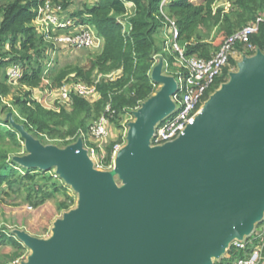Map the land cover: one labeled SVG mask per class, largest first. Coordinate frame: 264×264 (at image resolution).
Here are the masks:
<instances>
[{"label":"water","instance_id":"1","mask_svg":"<svg viewBox=\"0 0 264 264\" xmlns=\"http://www.w3.org/2000/svg\"><path fill=\"white\" fill-rule=\"evenodd\" d=\"M243 58L182 134L151 146L177 88L158 58L159 88L133 112L110 170L93 167L80 137L60 148L15 125L29 152L15 160L55 167L80 196L51 238L18 232L32 251L20 264H212L211 255L249 235L264 208V54Z\"/></svg>","mask_w":264,"mask_h":264},{"label":"trees","instance_id":"2","mask_svg":"<svg viewBox=\"0 0 264 264\" xmlns=\"http://www.w3.org/2000/svg\"><path fill=\"white\" fill-rule=\"evenodd\" d=\"M50 1L60 6L65 18L74 22V26L56 30L54 34L69 33L78 25H89L100 39V47L84 65L69 63L55 68L54 63L48 62L50 53L60 50L59 46L73 48L47 39L40 27L34 24L37 11L45 0H0V105L4 97L12 94L8 112L12 113L14 121L42 144L49 140L61 147L75 142L92 121L105 113L108 104L113 111L110 122L118 123L123 115L138 108L157 90L149 72L155 54L165 58L164 42L157 39L164 24L160 13L163 0H94L91 4L83 2L81 8L75 9L71 7L76 0ZM223 1L228 3L227 8ZM127 4L129 12H125ZM162 8L176 20L179 42L184 46L185 54L203 58L214 54L231 33L257 16H264V0H168ZM124 15L128 29L120 20ZM250 43L252 48L247 50L248 54L264 51V22L250 36ZM236 48L242 47L236 44ZM171 62L172 59L168 61L169 67ZM13 66L18 71L14 79L8 74ZM227 74L225 66L205 93V98L226 81ZM98 75L101 78L95 83L93 100L72 91L68 104L55 100L54 105L45 107L33 96L32 91L36 89L46 93L69 81L93 84ZM5 125L8 130L2 132L0 129V138H7L11 144L0 149V187L12 188L18 184L25 189L29 203L38 205L52 196L53 192L47 189L55 187V182H51L54 174L50 169L38 170L36 167L17 169L18 164L11 158L21 150L20 139L17 132L9 128L8 122ZM115 143L111 141L106 145V165L111 163ZM7 164L10 165L8 173H2V166ZM22 169L25 173L21 175L18 171ZM39 180L46 186L38 184ZM55 188L71 199L64 186ZM38 193L40 198H37ZM61 207L68 208L67 202H62ZM258 241L253 240L244 250L230 246L229 254L243 257ZM0 243L16 248L10 255L11 259L16 258L23 248L18 239L1 230Z\"/></svg>","mask_w":264,"mask_h":264},{"label":"built area","instance_id":"3","mask_svg":"<svg viewBox=\"0 0 264 264\" xmlns=\"http://www.w3.org/2000/svg\"><path fill=\"white\" fill-rule=\"evenodd\" d=\"M167 1L168 0H163L160 4V13L164 17L161 34L166 36L169 34V39L167 37V40H163L164 50L171 51L176 60L180 61L183 69V72L178 75L177 79H175L177 88L175 93L171 95V99L178 103L179 110L175 114L170 115L166 120L159 121L155 124L150 138L151 146L162 145L166 142L172 141L183 133L186 126L193 121L203 102L213 92H210L206 98L204 97L205 93L209 91L210 87L213 85L215 78L222 73L225 66H228L229 58H231V55L236 48V44H240L242 48L246 49V51L251 50L252 45L250 43V36L256 33L259 24L264 22V16L259 15L255 20L237 29L224 40L220 48L209 58L187 56L185 54L184 46L179 42V28L176 20L170 17L162 8V5ZM34 22V24L40 27L44 32L47 39H53L55 42L68 45L73 49L78 50L100 47V39L96 36L93 27L89 25H78L69 33L60 32L54 34L56 30L74 26V22L65 18L60 6L52 4L50 0H45V3L38 9ZM158 58L163 59V70H166V74L171 75V73H168V61L163 58L161 54H155L153 56V65L158 61ZM8 74L10 78H16L18 75L16 66L10 68ZM149 76L150 80L154 82L151 78V70ZM109 77H111V75H109ZM100 78L101 76L98 75L93 84L72 81L65 82L59 89L52 90V92L54 91L56 93L58 103L68 104L70 93L72 91H75L78 95L84 98L93 100L96 96L95 83ZM154 84L159 88L158 83L154 82ZM112 114L113 111L108 104L105 107V113L92 121L88 127L90 139L97 142L100 151L108 136L107 126L111 123L110 117H112ZM126 128H128V125ZM86 135L85 132H81L78 137L82 139L83 148L88 150L89 157L93 161V167L96 169H112L115 155L124 145L126 134L124 141L116 142L114 144L111 163L107 165L104 163L106 154H103L102 151L95 157V147L89 146V143L87 144ZM258 237H260L258 232L252 231L241 240L234 239L230 246H233L235 249L244 250L247 244L253 242V240H257ZM257 244H259V241L252 246L251 250L246 255L237 258L232 264H264L261 254V249L264 243H262V246H258ZM16 264L19 263L17 262Z\"/></svg>","mask_w":264,"mask_h":264},{"label":"rangeland","instance_id":"4","mask_svg":"<svg viewBox=\"0 0 264 264\" xmlns=\"http://www.w3.org/2000/svg\"><path fill=\"white\" fill-rule=\"evenodd\" d=\"M94 0H76L73 7L71 9L75 8H81L82 3H90ZM225 4V7L227 8L229 5L226 1H223ZM72 12V11H71ZM125 12H129V4H127ZM64 14V13H63ZM125 15L120 18L121 22H123L124 28L128 29L127 21L125 20ZM35 23V22H34ZM167 37L169 39V34L162 35L159 34L157 39L158 42H161L163 40H167ZM60 50H56L55 52L50 53L51 58L48 61L51 64H55V68H59L61 66H64L69 63L73 64H80L84 65L88 61V57L95 53L97 48L95 49H63L60 46L58 47ZM165 59L169 61L172 59L171 65L169 67V71L171 72V76H173L174 79L178 78V75L183 72L182 66L180 64V61L176 60L173 53L169 50L165 51ZM264 54V51H262ZM252 54H248L245 48H235L234 52L231 55L232 61L229 62L227 68H228V74L226 77L227 82L230 79L229 74H233L239 71V63L242 62L244 59V56L249 57ZM164 64V63H163ZM163 64L161 67V72H164L162 74L166 75V70H163ZM186 73V72H185ZM168 75V74H167ZM158 89V86H157ZM33 96L38 99L45 107H51L54 105V102L56 99V93L53 91H48L46 93L41 92L40 90H34ZM11 96H6L3 98L2 103L0 105V129L2 132L8 130V126L5 125L6 122H8L9 128H12L17 132V136L20 139L21 144V150L18 153H14L11 151L10 153H14L12 155L11 160H14L18 165H16L17 169L28 168L27 166H24L23 164L19 163L17 160H15V157L25 156L29 152L25 147V141L22 137L20 131L15 127V125H21L14 121L13 115L11 112H8V108L11 106ZM6 106V107H4ZM167 106V113L160 117L159 121L166 120L170 115L175 114L179 110V105L177 102L173 101L171 98H169L166 101ZM136 109L132 110L131 112L123 115L121 117V121L118 123H110L107 126L108 129V136L106 138V141L103 143L101 151L97 144V142H94L90 139L89 131L88 129L85 131L87 144L91 147H95V157L100 154L103 151V154H106L105 148L108 142L116 141L121 142L124 141L125 134H126V127L130 121L134 120V114L133 112ZM5 120V121H4ZM8 144H11L7 138L3 139L0 138V149L7 148ZM53 144L57 147H60L59 143H53L49 140L45 142L44 145ZM125 145V143H124ZM60 148H65V146H61ZM9 150V149H7ZM87 155L88 150H86ZM90 158V157H89ZM91 159V158H90ZM10 160V161H11ZM92 161V159H91ZM93 162V161H92ZM36 167V166H34ZM10 168V165H3L1 168L2 173H8V170ZM38 168V167H36ZM101 170H107L102 169ZM38 170H42L38 168ZM53 172L54 179L51 181L52 183L55 182L56 186H64L66 188V194L71 199L66 198L64 193L60 191H55V187H50L47 189V191H52L53 194L51 197L46 198L43 202H41L38 205H31L29 201L26 198V191L25 189L15 184L12 188H8L5 186L0 187V230L5 231L8 235L18 239L23 248L19 251V255L11 259L10 255L16 250V248L12 247L8 243H0V264H16L17 262L25 263L31 256L32 251L31 249L25 245V243L18 237V232H24L27 233L33 237H36L38 239L47 240L52 237V229L54 227V224L57 220L63 219L64 215L70 211L76 210L79 206L80 196L79 193L73 188V186L69 183H67L63 178H61L56 173V168L52 167L50 169ZM21 175L25 173V170L22 169L21 171H18ZM115 183L117 186L121 187L123 186L121 180L117 178V175L114 178ZM27 183L26 181H24ZM38 184L43 185L45 184L43 181L39 180ZM46 185H43L45 187ZM41 194H37V198H40ZM36 199V198H35ZM67 202L68 208H62L61 203ZM252 231L258 232L259 236L257 240H259L258 246H262V243H264V208L262 211V218L261 221L255 222L253 224ZM245 236H243L244 238ZM242 238V239H243ZM230 247V245H229ZM229 247H226L225 250L220 253L219 255H211L210 260L212 264H228L227 262L230 261V264H232L237 257L235 255L229 254ZM262 258L264 260V245L261 249ZM218 262V263H217Z\"/></svg>","mask_w":264,"mask_h":264},{"label":"bare ground","instance_id":"5","mask_svg":"<svg viewBox=\"0 0 264 264\" xmlns=\"http://www.w3.org/2000/svg\"><path fill=\"white\" fill-rule=\"evenodd\" d=\"M55 233V231L53 232V234Z\"/></svg>","mask_w":264,"mask_h":264}]
</instances>
